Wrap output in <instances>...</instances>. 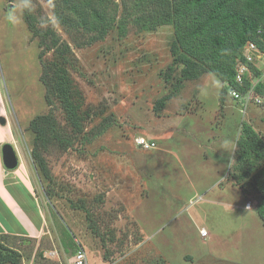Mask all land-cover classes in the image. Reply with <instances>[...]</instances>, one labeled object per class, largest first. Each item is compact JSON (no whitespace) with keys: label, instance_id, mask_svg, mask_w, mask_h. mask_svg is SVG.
Instances as JSON below:
<instances>
[{"label":"rangeland","instance_id":"obj_1","mask_svg":"<svg viewBox=\"0 0 264 264\" xmlns=\"http://www.w3.org/2000/svg\"><path fill=\"white\" fill-rule=\"evenodd\" d=\"M101 1L109 29L94 40L98 31L71 11L75 0H0L13 144L47 223L42 238H8L4 247L19 264H70L79 246L90 264H264V199L254 186L264 180V160L248 176L235 168L242 123L264 136V103L244 115L229 95L221 103L223 83L213 74L182 80L171 55L174 27L144 22L169 11L161 0ZM12 8L15 26L6 20ZM44 67L50 85L65 73L72 82L74 119L59 98L48 104ZM50 112L70 143L38 147L51 182L31 155L32 121ZM140 137L156 148L138 146Z\"/></svg>","mask_w":264,"mask_h":264},{"label":"trees","instance_id":"obj_2","mask_svg":"<svg viewBox=\"0 0 264 264\" xmlns=\"http://www.w3.org/2000/svg\"><path fill=\"white\" fill-rule=\"evenodd\" d=\"M101 3V0H75L71 6V11L79 16L81 26H91L98 31V37H94V40L104 38L109 29L103 14L104 8L100 7ZM140 3L142 2L139 1L138 4ZM161 3L169 11L159 16L149 13L144 22L151 30L160 25L174 27L175 37L171 45V55L173 65L183 67L181 79L192 80L205 73L213 74L223 83L221 103L228 95L230 87L243 90L235 85L234 77L238 61L244 60L243 51L246 43H255L264 53V0H161ZM26 21L29 26H33L28 14ZM120 30L124 35L126 30L124 22ZM56 45L57 42L53 44ZM47 75L48 69L44 67L43 81L46 84L45 98L48 104H53L51 96L59 98L70 111L73 117L71 119H74L77 111L71 101L72 82L65 73L59 75L53 82L54 85H50L46 80ZM257 92L264 97L263 83L258 86ZM170 99L171 96L168 95L158 101L154 110L162 111L165 102ZM32 128L36 137L31 155L44 179L51 182L52 176L38 147L46 146L51 140L59 144L70 143L57 133L52 112L36 117L32 121ZM235 155L236 170L244 173L242 177L248 176V172L255 170L257 159L264 160V136L258 134L251 125L242 123L236 141ZM262 174L264 176V169ZM254 186L264 199V180L256 179ZM8 238L20 237L0 235V264H19L11 256V251L4 247L5 243H2Z\"/></svg>","mask_w":264,"mask_h":264},{"label":"crops","instance_id":"obj_3","mask_svg":"<svg viewBox=\"0 0 264 264\" xmlns=\"http://www.w3.org/2000/svg\"><path fill=\"white\" fill-rule=\"evenodd\" d=\"M0 117L7 121L0 124V235L38 239L45 236L46 217L36 196L30 173L22 151L13 144L14 130L11 111L0 75ZM11 143L18 154L19 166L14 171L5 168L2 146Z\"/></svg>","mask_w":264,"mask_h":264},{"label":"built area","instance_id":"obj_4","mask_svg":"<svg viewBox=\"0 0 264 264\" xmlns=\"http://www.w3.org/2000/svg\"><path fill=\"white\" fill-rule=\"evenodd\" d=\"M244 60L238 61L236 74L234 77L235 85L243 88L238 90L230 87L228 95L243 106L242 112L245 115L250 106H261L264 103V97L257 92L260 84H264V53L259 50L253 42H247L243 51ZM259 72V74H257ZM248 83V85H246ZM136 144L145 150L156 148V144L140 137L136 139ZM250 206V205H249ZM202 237L208 235L203 229L200 232ZM51 255H55L52 253ZM70 264H90L87 251L79 246L73 260Z\"/></svg>","mask_w":264,"mask_h":264},{"label":"water","instance_id":"obj_5","mask_svg":"<svg viewBox=\"0 0 264 264\" xmlns=\"http://www.w3.org/2000/svg\"><path fill=\"white\" fill-rule=\"evenodd\" d=\"M7 121L4 117H0V124L6 125ZM3 163L7 170L14 171L19 166V157L15 147L11 143L2 146Z\"/></svg>","mask_w":264,"mask_h":264},{"label":"clouds","instance_id":"obj_6","mask_svg":"<svg viewBox=\"0 0 264 264\" xmlns=\"http://www.w3.org/2000/svg\"><path fill=\"white\" fill-rule=\"evenodd\" d=\"M22 7L26 10H30L29 8V2H25ZM19 16L16 14V9L12 8L11 10H9L6 14V20L12 24L13 26H15L17 23H19ZM222 147L225 150H229L231 151L233 148V145L231 144V141L229 140H224V142L222 143Z\"/></svg>","mask_w":264,"mask_h":264}]
</instances>
